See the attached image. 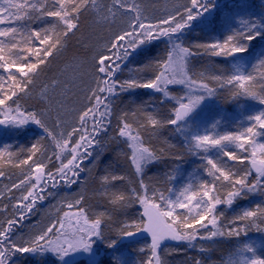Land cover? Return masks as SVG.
Listing matches in <instances>:
<instances>
[{
  "label": "snow or ice",
  "instance_id": "snow-or-ice-1",
  "mask_svg": "<svg viewBox=\"0 0 264 264\" xmlns=\"http://www.w3.org/2000/svg\"><path fill=\"white\" fill-rule=\"evenodd\" d=\"M178 259L264 264V0H0V264Z\"/></svg>",
  "mask_w": 264,
  "mask_h": 264
},
{
  "label": "trees",
  "instance_id": "trees-1",
  "mask_svg": "<svg viewBox=\"0 0 264 264\" xmlns=\"http://www.w3.org/2000/svg\"><path fill=\"white\" fill-rule=\"evenodd\" d=\"M253 3H255L256 5H257V7L259 6V0H255V2H253ZM193 253H189V255H192ZM180 263V264H182V261L180 260V261H178V260H176V262H175V264L176 263Z\"/></svg>",
  "mask_w": 264,
  "mask_h": 264
},
{
  "label": "rangeland",
  "instance_id": "rangeland-1",
  "mask_svg": "<svg viewBox=\"0 0 264 264\" xmlns=\"http://www.w3.org/2000/svg\"><path fill=\"white\" fill-rule=\"evenodd\" d=\"M252 2H255V0H252ZM178 261H180V260L178 259ZM176 264H180V263L178 262V263H176Z\"/></svg>",
  "mask_w": 264,
  "mask_h": 264
}]
</instances>
